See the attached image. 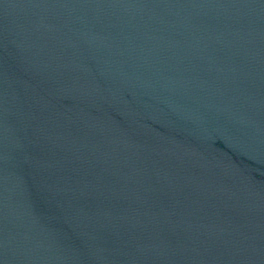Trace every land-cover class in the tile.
Wrapping results in <instances>:
<instances>
[{"label":"water","instance_id":"obj_1","mask_svg":"<svg viewBox=\"0 0 264 264\" xmlns=\"http://www.w3.org/2000/svg\"><path fill=\"white\" fill-rule=\"evenodd\" d=\"M0 264H264V0H0Z\"/></svg>","mask_w":264,"mask_h":264}]
</instances>
